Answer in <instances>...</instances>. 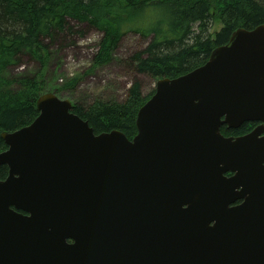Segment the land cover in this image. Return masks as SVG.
Instances as JSON below:
<instances>
[{
  "label": "water",
  "instance_id": "95a60500",
  "mask_svg": "<svg viewBox=\"0 0 264 264\" xmlns=\"http://www.w3.org/2000/svg\"><path fill=\"white\" fill-rule=\"evenodd\" d=\"M36 106L1 135L0 264H264V26L158 80L131 141L55 93Z\"/></svg>",
  "mask_w": 264,
  "mask_h": 264
},
{
  "label": "trees",
  "instance_id": "16d2710c",
  "mask_svg": "<svg viewBox=\"0 0 264 264\" xmlns=\"http://www.w3.org/2000/svg\"><path fill=\"white\" fill-rule=\"evenodd\" d=\"M101 33L92 68L114 62L127 34L149 43L129 60L139 74L155 81L176 79L204 66L213 50L229 43L239 29L264 26V0H0V153L7 150L1 135L32 124L37 101L45 93L72 91L77 80L55 88L46 76L51 55L46 40L72 31L69 22ZM23 57L38 63L37 73L11 78L9 69ZM155 94L144 96L135 82L123 102H73V113L88 122L96 135L118 131L130 141L138 134L140 109ZM252 124L222 128L226 137L248 134ZM8 168L0 170V181Z\"/></svg>",
  "mask_w": 264,
  "mask_h": 264
},
{
  "label": "rangeland",
  "instance_id": "374dc122",
  "mask_svg": "<svg viewBox=\"0 0 264 264\" xmlns=\"http://www.w3.org/2000/svg\"><path fill=\"white\" fill-rule=\"evenodd\" d=\"M71 32H63L55 40H46L51 62L46 76L55 88H61L70 80H77L72 91L58 94L62 100H71L82 105L96 101H119L127 98L130 87L139 83L142 94L150 95L156 81L148 75L139 74L129 63L130 58L146 48L149 43L136 34H127L114 55V62L106 67L92 68L93 57L101 40V33L84 24L69 22ZM40 66L28 57L9 69L11 78L35 74Z\"/></svg>",
  "mask_w": 264,
  "mask_h": 264
},
{
  "label": "flooded vegetation",
  "instance_id": "af4514ba",
  "mask_svg": "<svg viewBox=\"0 0 264 264\" xmlns=\"http://www.w3.org/2000/svg\"><path fill=\"white\" fill-rule=\"evenodd\" d=\"M248 124H252L253 125V128H252V130L249 132V133H251L255 128H257L258 126H260L261 124L259 123V122H250V123H248ZM248 133V134H249ZM247 135V134H246ZM245 136V135H244ZM264 136V135H263Z\"/></svg>",
  "mask_w": 264,
  "mask_h": 264
}]
</instances>
